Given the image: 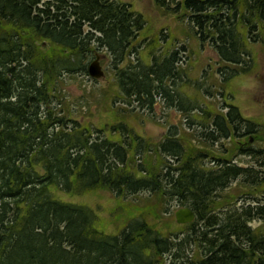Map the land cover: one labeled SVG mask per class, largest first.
Wrapping results in <instances>:
<instances>
[{"label":"trees","instance_id":"16d2710c","mask_svg":"<svg viewBox=\"0 0 264 264\" xmlns=\"http://www.w3.org/2000/svg\"><path fill=\"white\" fill-rule=\"evenodd\" d=\"M153 2L165 14H185L199 44L225 64V81L251 70L248 46L264 43V0ZM144 27L119 0H0V264H264V230L249 225L264 223V198L237 209L227 208L231 195H217L237 179L249 197L264 192V150L237 143L259 167L245 169L187 147L177 127L151 145L124 121L135 107L153 111L158 96L188 109L166 86L177 76V52H150L147 64L139 58ZM103 50L119 93L112 106L126 109L115 107L122 116L115 124L94 126L75 117L59 84L64 72L87 75L88 60ZM211 126L202 134L211 148L258 134L232 105ZM97 191L142 201L153 214L131 207L125 224L106 233L92 209L55 196ZM174 204L190 209L194 222L173 224Z\"/></svg>","mask_w":264,"mask_h":264},{"label":"rangeland","instance_id":"374dc122","mask_svg":"<svg viewBox=\"0 0 264 264\" xmlns=\"http://www.w3.org/2000/svg\"><path fill=\"white\" fill-rule=\"evenodd\" d=\"M119 1L128 3L131 10L140 14L145 21V27L137 39V43H140L139 58L141 61L149 63L148 54L150 52L159 57L177 52L176 57L179 59L175 65L177 76L167 81L166 86L174 90L177 95L176 100L181 95L182 102L188 105L187 111L179 110L178 105L167 107L163 98L159 96L155 100L157 105L153 111L133 108V105L128 107V109H134L132 112H124V121L129 128L149 144L154 145L162 140L168 128L174 126L180 130L181 140L187 147H199L205 150L210 157L226 156L236 166L258 171L256 158L240 154L235 149V145L242 143L246 148L248 144L255 149L264 150V43L248 46L252 67L247 74H241L225 81L223 76L225 73L222 74L221 71L225 64L219 61L210 46L199 44L185 14L183 16L165 14L155 7L153 0ZM149 42L152 43L150 47ZM96 56L99 58L104 77L100 80H93L88 75L80 73L68 75L64 72L59 84L60 96L68 104L69 109L74 111L75 117L81 121L93 123L94 126L113 125L116 123L114 120L116 117H122L115 112V107L123 111L126 106H112L113 100L118 98L119 93L113 70L110 67V56L104 50L99 51ZM95 58L93 56L89 59L87 66ZM228 105L236 107L244 120L253 123L258 134L253 139L219 141L211 148L210 141L204 139L202 135L206 132L205 126L208 131L213 129L212 117L216 114H225ZM207 115L209 118L206 117ZM194 135L200 136L201 139L198 138V140ZM246 140H248L247 144ZM209 161L212 160L204 162L207 168L213 167ZM239 181L240 179L235 180L224 192L217 194L219 197L231 195L232 201L227 208L229 206L237 209L245 208L251 200L264 198V192L260 191L249 197V192H251L249 187L239 185ZM55 196L61 201L85 205L92 209L97 218L95 225L106 233H115L125 224L127 216L132 215L131 207H135V211L143 208L145 213L153 214V209L145 208L142 201L129 202L130 197L127 200H116L105 191L90 192L80 196L55 193ZM141 196L143 194L139 195L137 200H141ZM179 208L180 206L176 204L171 207L170 217H172L173 224H175L174 213ZM159 220L165 224L168 216ZM249 225L252 229L261 227L264 230V223L261 220L252 221ZM172 229V226L168 228V230Z\"/></svg>","mask_w":264,"mask_h":264},{"label":"water","instance_id":"95a60500","mask_svg":"<svg viewBox=\"0 0 264 264\" xmlns=\"http://www.w3.org/2000/svg\"><path fill=\"white\" fill-rule=\"evenodd\" d=\"M87 75L93 80H100L104 77V73L99 64V58L96 56L95 60L87 66ZM175 223L177 225H187L195 220V215L188 208H179L174 213Z\"/></svg>","mask_w":264,"mask_h":264}]
</instances>
